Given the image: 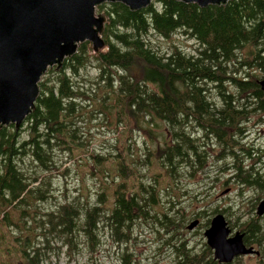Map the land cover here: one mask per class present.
Here are the masks:
<instances>
[{
    "label": "trees",
    "instance_id": "obj_1",
    "mask_svg": "<svg viewBox=\"0 0 264 264\" xmlns=\"http://www.w3.org/2000/svg\"><path fill=\"white\" fill-rule=\"evenodd\" d=\"M98 9L107 17L106 47L95 52L90 42L79 44L60 69L42 77L35 109L19 130L0 128V264H44L43 250L55 243L92 258L104 236L124 246L119 264H142L131 250L135 228L156 233L159 254L172 253L168 264H220L207 243L200 248L181 236L186 223L199 219L192 231L202 235L216 213L237 214L244 243L260 252L261 264L264 215L255 211L262 199L248 212L235 201L213 209L211 190L234 184L260 191L264 200V166L245 163L264 150L244 142L252 118L264 114V1L202 8L152 0L139 11L118 2ZM153 35L184 37L198 47L172 45L167 52ZM93 64L95 78L82 76ZM101 117L116 120V153L89 151L90 125ZM134 128L148 136L141 149L129 141ZM214 147L220 158L210 154ZM211 156L222 163L212 165ZM68 161L86 176L74 194L68 188L58 194L52 175L69 172L61 170ZM225 169L231 176L219 178ZM202 175V191L185 186L184 179ZM198 203L187 218L186 207Z\"/></svg>",
    "mask_w": 264,
    "mask_h": 264
},
{
    "label": "water",
    "instance_id": "obj_2",
    "mask_svg": "<svg viewBox=\"0 0 264 264\" xmlns=\"http://www.w3.org/2000/svg\"><path fill=\"white\" fill-rule=\"evenodd\" d=\"M176 1L207 8L231 0ZM116 2L139 11L152 0H0V128L14 124L19 130L35 109L42 77L54 66L60 69L79 44L90 42L95 52L106 47L103 34L107 17L96 10ZM259 84L264 91V79ZM256 214L263 217L264 200ZM199 224L200 220L193 221L189 231ZM231 233L223 214L214 216L204 232L216 261L231 264L239 256H260L244 243L243 233Z\"/></svg>",
    "mask_w": 264,
    "mask_h": 264
},
{
    "label": "rangeland",
    "instance_id": "obj_3",
    "mask_svg": "<svg viewBox=\"0 0 264 264\" xmlns=\"http://www.w3.org/2000/svg\"><path fill=\"white\" fill-rule=\"evenodd\" d=\"M98 7L96 13L104 14L103 12H99ZM152 40L158 43L161 46L162 50L167 52L172 45H177L179 48L188 52H193L195 48L198 47L194 41H190L188 39H185L184 37H178V36L173 37L169 40H163L158 38L156 35H153ZM96 71H97L96 66L94 64L89 65L85 70L82 71V76L86 75L85 77L93 79L97 75ZM261 120H264V114H261L260 116H254L249 126H247L249 127V132L247 133L248 135L244 139L245 146H247V148H251L253 146L254 148H259L260 151L264 150V124L260 123ZM115 122H116L115 118H111V117H108L107 120L106 119L104 120V117L99 118V120L93 119L88 133L90 134L89 137L91 142L89 151L91 150L95 151L94 153L95 155L99 153L101 154L116 153V149L120 148V144L117 143V139H116L117 134L112 131L115 127H117ZM130 137L131 139L129 141L131 143H134L135 146L140 147V149L141 146L145 147L144 145L145 141L146 142L149 141L148 136H146L144 132L135 128L132 131V134H130ZM218 148L219 147H214L210 149V154H212V156H214L216 159L220 158L219 157L220 150ZM212 156L210 158L212 165H214L213 163H215L216 166H219L222 163L221 160L212 162V160H215L212 159ZM69 162L70 161H68L61 168L62 171L69 170L67 168H70L69 172L65 173L62 176L56 173L52 175V177L55 176L53 178V183H54V188L58 190V192H56L58 194H62L66 190V188H68L70 193L73 192L74 194V191H76V189L82 186L81 185L82 177L86 176V175H81L82 171H84L83 168L80 167L76 168L77 166L73 167ZM245 163L247 165L246 168H250L252 167V165H254L257 168H261L264 166V155L261 156L257 155L256 157L249 158V160H246ZM212 169L213 167L210 166L209 171H212V173H214L215 170ZM218 173H219L218 175L219 178H225V177L227 178L231 176L230 171L226 169L219 170ZM204 177H206V175L199 176L197 180L184 179V184L190 191L200 192L202 191V185L206 184L203 181ZM85 184L87 185L89 184L88 180H85ZM89 185L93 186L92 188H95V185L93 184H89ZM208 188L209 186H205V190ZM211 194L213 195L212 197L213 203L211 205V208L213 209L219 208L221 210L224 208L223 206H225L226 203L228 202L233 203L235 201L234 204L239 203L240 207H242L245 210V212H248L249 209L251 208L250 202L259 198L263 200V195L260 191H256L248 187L239 188V186L236 187L234 184L230 185V187H228V190L223 189L221 185H214V187L212 186ZM239 195H241V199L239 198ZM231 198H233V200H231ZM226 199L228 201H226ZM200 206L201 204L198 203V204H193L188 208L186 207L185 214L187 218L191 216V212L198 210ZM212 212L213 210H211L209 214H211ZM218 214L219 213H216L214 214V216ZM214 216H210L209 218L212 219V217L214 218ZM249 217H251V215ZM226 220L232 230L231 235H234L236 232L241 231V229L238 227L240 219H238L237 214H235V216H232L229 219L226 217ZM191 223L192 221L186 223L184 229H181V236L187 238L192 245L193 244L196 245L197 243L200 244L197 246L202 248L203 246L201 245V243L206 242V239L204 237V230L202 231V235L196 234L195 233L196 229L195 231H189L188 227ZM262 223L264 225V219ZM133 234L134 236H137V240L136 241L133 240L131 245V250H133L137 254L135 256L136 260L140 261L142 264L169 263V259L172 258L171 257L172 253L170 252V250H162L159 254L158 247L157 245H155L156 242L154 240L156 239L155 232L151 233L148 229L145 228H141V229L135 228ZM53 245L55 248H53L52 250L50 251L43 250L44 257H46L44 264H119V262L121 261L119 259L120 255L124 250V246H118L114 244L109 236L103 237L101 246H99V248L96 249V251L94 252L95 254L92 258H90V255L87 253V251L86 252L84 251L79 254L72 253L69 255V250L66 247L61 246L57 243ZM243 263L259 264L258 257L256 256L245 257L243 259ZM261 264H264L263 260Z\"/></svg>",
    "mask_w": 264,
    "mask_h": 264
}]
</instances>
